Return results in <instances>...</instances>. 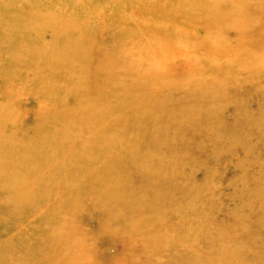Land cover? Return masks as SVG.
Listing matches in <instances>:
<instances>
[{
	"label": "rangeland",
	"instance_id": "obj_1",
	"mask_svg": "<svg viewBox=\"0 0 264 264\" xmlns=\"http://www.w3.org/2000/svg\"><path fill=\"white\" fill-rule=\"evenodd\" d=\"M10 1L0 264H264V0Z\"/></svg>",
	"mask_w": 264,
	"mask_h": 264
},
{
	"label": "bare ground",
	"instance_id": "obj_2",
	"mask_svg": "<svg viewBox=\"0 0 264 264\" xmlns=\"http://www.w3.org/2000/svg\"><path fill=\"white\" fill-rule=\"evenodd\" d=\"M25 2H28V1H25ZM14 4H16L15 3V1H10V0H2V2H0V6L1 5H8V6H12V5H14ZM23 4V3H22ZM36 4H40L39 3V0H35L34 1V4H33V8H41L42 6L41 5H39L38 7L36 6ZM38 17H40V16H43V17H47V18H49L50 19V17H51V12L50 11H47V12H45V13H43V15H37ZM73 30H75L71 25L69 26V28H68V33L72 36V37H75V36H78V35H76V34H74L73 32H71V31H73ZM110 39H113V37H110ZM13 42H14V38H10V40L8 41V42H3V41H0V45L1 44H4L5 45V47H10L12 44H13ZM69 44L67 43V42H63L62 44H61V46L59 47V48H62V47H67ZM95 45V42L93 41V40H91V39H89V40H87V41H83L82 40V48H84V47H87V46H89V47H93ZM140 47V46H139ZM129 56L130 55H135V52H131V53H129L128 54ZM64 57H66L67 59H68V56H67V54H64L63 55ZM82 58H84V61H88V57H86V56H84L83 54H82ZM71 64V63H69V62H66V64ZM72 70V69H71ZM80 71H90V70H85V64H83L82 63V65H81V69H80ZM76 81H80V80H76ZM118 85H119V83H118ZM16 127V126H15ZM17 128V127H16ZM15 128V129H16ZM14 129V130H15ZM18 130H20V128L18 129ZM17 130V131H18ZM12 164V162H6V166H10ZM4 165H5V163H4ZM80 181V180H79ZM74 183V182H73ZM15 185V184H14ZM10 196V195H9ZM12 199V198H11ZM19 200V199H18ZM31 200V198H30V196H27L26 198H25V200H20V201H15V203H14V201H13V203H10V204H8V206L6 205V208L8 209V207H9V210H10V213H12V214H14L16 217H17V215H18V213H16V211L15 210H17L19 207H21L22 208V206L21 205H24V208L25 207H28V206H32V204H28V202ZM33 202H35V201H33ZM65 207H66V205H65ZM8 210V211H9ZM57 210V211H56ZM61 208H59L58 207V209H57V207H55V211H53V212H56V214H57V212L58 213H60L61 212ZM5 216V215H4ZM15 217V218H16ZM36 217H38V216H36ZM18 218V217H17ZM19 219V218H18ZM18 221V220H17ZM20 221V220H19ZM144 240H147L145 237H141V241L143 242ZM42 251V250H41Z\"/></svg>",
	"mask_w": 264,
	"mask_h": 264
}]
</instances>
